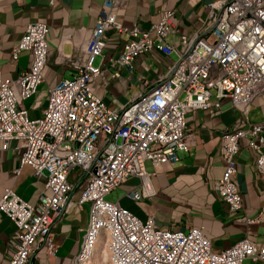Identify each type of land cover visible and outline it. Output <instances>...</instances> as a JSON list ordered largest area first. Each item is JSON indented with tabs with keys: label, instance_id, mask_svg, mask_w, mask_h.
I'll return each instance as SVG.
<instances>
[{
	"label": "built area",
	"instance_id": "1",
	"mask_svg": "<svg viewBox=\"0 0 264 264\" xmlns=\"http://www.w3.org/2000/svg\"><path fill=\"white\" fill-rule=\"evenodd\" d=\"M125 0H104V13L90 30L86 59L73 73L47 90L41 115L29 118L24 101L34 95L43 80L48 58L49 25L29 22L11 50L16 60L28 52L29 65L14 78L0 79V141L3 148L15 141L20 164L35 175L45 176V189L32 204L5 187L0 212L14 225L13 252L7 264H30L36 243L53 254L56 245L53 222L72 204L69 193L76 172L80 183L74 201L88 204V222L73 264H92L99 237L106 238L108 264H243L246 258L264 262V243L245 236L221 251H214L210 238L198 227L171 230L155 224L152 217L140 219L119 201L107 196L124 178L136 176L140 189L128 192L134 200L150 197L154 190L145 162L154 169L171 165L189 149L186 114L199 108L217 113L222 101L244 117L220 133L223 171L214 189L231 212L244 209L234 175L236 155L243 141L254 155V168L264 179V120L250 122L246 116L255 97L264 92V0H211L206 4L207 22L193 37L181 35L180 47L167 42L176 29V13L164 8L148 28L124 25L115 9ZM52 2V1H51ZM124 39L112 65L132 69L136 56L156 49L176 51L166 73L145 91L120 108H110L94 93L91 84L104 68L94 60L101 55L107 32ZM117 77L118 71L111 72Z\"/></svg>",
	"mask_w": 264,
	"mask_h": 264
},
{
	"label": "crops",
	"instance_id": "2",
	"mask_svg": "<svg viewBox=\"0 0 264 264\" xmlns=\"http://www.w3.org/2000/svg\"><path fill=\"white\" fill-rule=\"evenodd\" d=\"M52 1V2H51ZM211 0H125L114 11L124 25L136 23L148 28L157 21L164 8L176 13V29L167 36V42L180 47L179 37H193L206 26V4ZM104 0H0V79L14 78L27 69L28 52L22 51L16 60L11 50L22 36L29 22L42 21L49 25L47 35L48 58L43 71V80L30 97L35 106L37 101L44 107L47 90L57 81L70 76L76 64L86 59L85 46L96 19L104 13ZM124 39L115 31L107 32L105 47L94 60L104 68L101 77L91 87L102 97L108 107L120 108L164 75L177 59L176 51L168 55L156 49L135 57L132 69L112 65L123 48ZM118 71L117 77L111 72ZM246 118L250 122L264 120V92L252 101ZM244 117L230 102L222 101L217 113L193 108L186 114V133L189 149L180 153L177 163H164L159 168L147 160L146 170L154 194L134 200L128 192L140 189L136 176L124 178L107 198L127 207L140 219L152 217L155 224L171 230H187L191 226L200 228L209 238L212 249L221 251L242 237H249L257 245L264 243V179L258 177L254 168V155L245 143H240L236 155L234 181L243 197L244 209L231 212L229 205L214 189V181L223 171L220 155V133ZM15 141L7 148L0 141V196L5 187H12L22 198L32 204L38 202L40 191L45 189L46 172L35 175L28 165H21L19 154L14 150ZM75 187L69 193L72 200L65 211L51 226L56 245L53 254L46 251L42 242L36 243L30 264H73L78 252L83 231L88 222V204L78 208L74 201L80 183L76 172L69 175ZM14 225L0 212V264H7L14 246ZM100 242L94 258L100 263L103 252ZM243 264H264L246 258Z\"/></svg>",
	"mask_w": 264,
	"mask_h": 264
},
{
	"label": "rangeland",
	"instance_id": "3",
	"mask_svg": "<svg viewBox=\"0 0 264 264\" xmlns=\"http://www.w3.org/2000/svg\"><path fill=\"white\" fill-rule=\"evenodd\" d=\"M33 104L34 103H33V101H31L30 98H28L24 101V105L28 110L29 118H36V117L41 115V109L33 106ZM104 239L106 240L105 237H104ZM103 247H104L103 252H101V254L99 255V258H100L101 264H108V252H107V247H106V241H105V243H103ZM97 252H98V249H97ZM92 264H100V263H97V262H95L94 259H92Z\"/></svg>",
	"mask_w": 264,
	"mask_h": 264
},
{
	"label": "bare ground",
	"instance_id": "4",
	"mask_svg": "<svg viewBox=\"0 0 264 264\" xmlns=\"http://www.w3.org/2000/svg\"><path fill=\"white\" fill-rule=\"evenodd\" d=\"M106 240L104 239L103 236L99 237L98 240H97V243H96V246H95V251H94V255H93V259L95 258L96 254H97V249H98V246H99V243L100 242H105ZM107 244V243H106ZM105 253V252H104ZM105 256V255H104Z\"/></svg>",
	"mask_w": 264,
	"mask_h": 264
}]
</instances>
